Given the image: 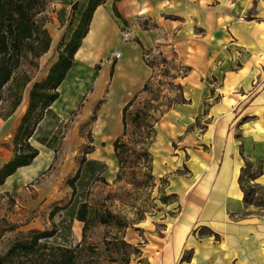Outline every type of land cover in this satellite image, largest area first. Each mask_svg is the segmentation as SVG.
<instances>
[{
    "label": "crops",
    "instance_id": "obj_1",
    "mask_svg": "<svg viewBox=\"0 0 264 264\" xmlns=\"http://www.w3.org/2000/svg\"><path fill=\"white\" fill-rule=\"evenodd\" d=\"M51 2L46 63L90 17L50 109L61 123L76 118L75 153L88 147L81 154L104 164L103 175L118 161L125 106L159 77L153 60L185 70L168 81L178 87L170 84L149 145L151 174L174 198L161 264H264V209H252L246 184L264 185V0ZM25 112L0 122V169L14 156ZM29 141L37 156L0 184V194L53 164L55 148Z\"/></svg>",
    "mask_w": 264,
    "mask_h": 264
},
{
    "label": "rangeland",
    "instance_id": "obj_2",
    "mask_svg": "<svg viewBox=\"0 0 264 264\" xmlns=\"http://www.w3.org/2000/svg\"><path fill=\"white\" fill-rule=\"evenodd\" d=\"M14 2L26 3V15L34 24L33 37L23 42L19 63L0 92V122L16 110L25 109L28 118L16 135L17 152L31 133L57 147V155L48 170L28 179L18 189L9 188L0 194V228L16 226L0 239V256L23 232L48 230L55 233L50 243L80 245L76 264H161L163 244L169 239V223L175 211L174 198L164 191V183L159 184L151 174L149 145L155 121L171 102L168 91L173 82L168 81L185 70L161 57L153 60L159 77L126 112L127 131L118 147V161L112 169L108 167L106 175L100 172L101 167L85 164L72 184L69 180L75 177L84 157L81 152L89 149L84 147V151L75 153L81 140V131L74 129L76 118L61 123L49 111L46 99L33 108L35 89L38 93L54 91L45 85L35 88V84L47 77L53 65L45 62L51 46L42 55L41 49L49 39L46 26L55 18V7L51 0ZM58 53L56 49L55 58ZM57 109L63 111L65 104L60 102ZM246 184L252 209L262 211L264 185ZM84 203L88 207L86 228L76 218Z\"/></svg>",
    "mask_w": 264,
    "mask_h": 264
},
{
    "label": "trees",
    "instance_id": "obj_3",
    "mask_svg": "<svg viewBox=\"0 0 264 264\" xmlns=\"http://www.w3.org/2000/svg\"><path fill=\"white\" fill-rule=\"evenodd\" d=\"M14 1L15 0L0 1V92L11 80L14 69L19 63V58L24 45L23 42L33 37L32 26L34 24H31L26 15V3L22 2L20 5H16V2ZM89 19L90 17L85 19L81 32L73 38L63 51H59V58L52 65L47 77L35 84V88L36 86L39 87L45 85L49 86L54 91L52 93H47L46 91L38 93L35 89L34 99L36 101L33 103V108L37 105L38 101L46 99L49 111L51 112L50 105L59 95L57 88L71 67L73 55L79 47L81 39L87 30V27H84L87 25ZM48 36L49 39H46L45 44L41 49V55L50 49L51 36L50 34ZM135 99L131 100L124 108L125 134L127 131L126 112ZM26 118H28V113L24 115L18 133L23 129V121ZM31 137L32 134H28L27 139L24 140L25 144L22 145L23 147L20 148L18 152L15 145L16 151L14 150L13 158L2 169H0V184H2L5 179L13 174L19 167L30 164V162L37 156L39 150L30 143L29 138ZM121 140H117L115 143L117 155ZM39 141L42 143L47 142L49 146L57 150V147L48 141ZM14 142L16 144V136ZM81 163L82 164H80L75 177L69 180L72 184L77 178H79L80 174H82L85 164H89L93 167H101L102 171L100 172H103L105 167L104 164L99 162L87 161L85 157H83ZM87 210V204L84 203L81 206L79 213L76 215L77 219L85 223V228L87 227ZM15 227V225L1 227L0 239L8 229H14ZM54 234V231L48 230H30L28 232H23L8 250L0 256V264H76V250L80 245L78 244L76 247H71L63 244L50 243L49 239L53 237Z\"/></svg>",
    "mask_w": 264,
    "mask_h": 264
},
{
    "label": "built area",
    "instance_id": "obj_4",
    "mask_svg": "<svg viewBox=\"0 0 264 264\" xmlns=\"http://www.w3.org/2000/svg\"><path fill=\"white\" fill-rule=\"evenodd\" d=\"M129 38H130V32L127 30L124 31L123 32V39L128 40ZM114 55H115V57L119 58L121 55V52L119 50H117V51H115Z\"/></svg>",
    "mask_w": 264,
    "mask_h": 264
}]
</instances>
